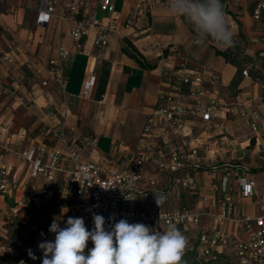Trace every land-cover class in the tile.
I'll return each mask as SVG.
<instances>
[{"label":"crops","instance_id":"crops-1","mask_svg":"<svg viewBox=\"0 0 264 264\" xmlns=\"http://www.w3.org/2000/svg\"><path fill=\"white\" fill-rule=\"evenodd\" d=\"M113 1L117 12L110 14L101 8L99 0H91L86 16L103 21L115 17L112 18L115 27L109 43L100 50L93 43L95 29H90L89 36L83 38L84 51L73 52L67 58L65 92L55 84L43 87L37 78L31 77L26 88L14 94L8 88H12L22 72L30 77L28 64L44 68L49 58L55 56L58 41L74 46L71 29L75 23L61 20L55 14L49 25L37 26L35 0L0 3V53L10 52L15 58L13 65L0 63V142L12 150L38 145L45 125L58 128L65 119L77 135L97 138L95 150L90 152L82 147V159L92 158L115 166L122 155L134 150L159 92L168 89L166 67L204 66L207 76L215 70L222 77V112L217 122L222 120L224 128L203 132L209 149L203 151L205 166L197 172L196 191L212 192L210 164L244 163L248 169L232 176L235 189H241L240 176L256 180L257 187L254 193L242 194L235 200L236 209L248 216L257 214L264 203V43L261 40L264 27L251 14L239 16L246 59H240L236 44L233 48L236 53L230 58L226 51V59L217 55L210 43L203 44L185 18L173 16L168 7L157 4L148 11L141 7L140 0ZM132 12L135 13L133 26L124 22ZM245 68L250 75H243ZM89 80L92 86L86 96L83 90ZM55 109L59 111L58 118L53 119L50 112ZM254 110L259 114L257 119L252 115ZM136 118L142 124L128 136L125 128ZM3 161L16 175L19 187L0 196V264H19V257L25 254L22 251L28 253V249L40 255L42 262L43 254L33 242L34 234L40 228L49 229L53 219L60 222L69 203L60 193L57 205L53 200L34 203L31 198L44 178L32 177L30 162L19 159L14 152L5 153ZM196 196V192H189L185 200L194 204ZM147 201L139 196L134 205L143 207ZM23 225H28L31 233ZM226 227L233 231V222H228ZM9 228H14L15 233L8 234ZM31 240L33 244H29Z\"/></svg>","mask_w":264,"mask_h":264},{"label":"built area","instance_id":"built-area-1","mask_svg":"<svg viewBox=\"0 0 264 264\" xmlns=\"http://www.w3.org/2000/svg\"><path fill=\"white\" fill-rule=\"evenodd\" d=\"M9 1L0 0V3ZM230 1L226 0V3L229 5ZM252 1L250 14L264 27V0ZM35 2L37 26L49 25L55 14L61 20L74 21L71 29L74 46L56 42L55 56L49 58L44 68L28 64L30 77L22 72L8 91L14 94L24 90L28 79L35 77L43 87L55 84L65 92L68 87L67 58L73 52L84 51L83 38L89 36L92 28L95 29L94 46L99 50L104 48L115 27V17L107 21L95 16L87 17L91 0ZM140 3L149 11L157 4L168 7L169 0H140ZM99 4L110 14L117 12L113 0H99ZM134 19L135 13L132 12L124 22L133 26ZM261 40L264 43V33ZM0 63L10 66L15 63V58L10 52H3L0 53ZM205 70L204 66L198 65L180 69L166 67L168 89L159 92L134 150L122 155L115 166L92 158L82 159V147L90 152L95 150L97 138L94 135H77L67 126L65 119L58 128L45 125L42 128L43 139L38 145L12 150L0 142V196H6L19 187L16 175L3 161L5 153L14 152L19 159L30 162L32 177L44 178L31 198L34 203L53 200L57 205L58 193L69 203L59 222L61 227L69 217H82L86 228L91 231L94 228L93 213L105 218L106 231L120 219L131 224L142 223L162 232L175 224L182 234L188 237L190 233L195 234L192 245L197 243L198 254L205 260L264 264V203L257 214L249 216L239 213L235 205L238 197L254 193L257 187L256 180L240 176L241 189H235L232 176L247 170L248 166L235 161L210 164L212 180L209 186L212 192L196 191L199 186L197 172L205 166L203 151L209 149L203 132L215 127L224 128L222 120L217 122L222 112V77L215 70L207 76ZM242 73L250 75L247 68ZM91 83L90 80L86 83L83 95L90 94ZM58 112V109L51 110L53 119L58 118ZM241 114L245 115V112L241 111ZM252 115L255 119L259 117L255 110ZM252 126L255 128V123ZM205 182L202 180L203 185ZM189 192H196L194 204L185 200ZM127 195L135 199L126 200ZM139 196L148 199L143 207L134 205ZM157 198L161 200L160 207L156 203ZM109 217H115V220ZM228 222H233V231L227 229ZM54 239V233L40 228L34 234L33 242L38 244L42 240ZM93 247L89 240L84 253ZM34 254L36 260L25 253L19 257L18 263L23 260L25 264H42L40 255Z\"/></svg>","mask_w":264,"mask_h":264},{"label":"clouds","instance_id":"clouds-1","mask_svg":"<svg viewBox=\"0 0 264 264\" xmlns=\"http://www.w3.org/2000/svg\"><path fill=\"white\" fill-rule=\"evenodd\" d=\"M168 11L192 24L199 40L211 37L224 48L234 46L222 0H169ZM125 199L135 198L127 195ZM156 203L160 207L161 200L157 198ZM92 218L91 231L82 217H69L64 227L53 219L48 231L55 234L54 241L38 243L43 254L42 264H181L188 241L175 224L162 232L120 219L106 231L102 215L93 213ZM109 219L115 220V217ZM89 240L94 247L85 255ZM27 252L30 259H37L31 249ZM20 264L25 262L21 260Z\"/></svg>","mask_w":264,"mask_h":264},{"label":"rangeland","instance_id":"rangeland-1","mask_svg":"<svg viewBox=\"0 0 264 264\" xmlns=\"http://www.w3.org/2000/svg\"><path fill=\"white\" fill-rule=\"evenodd\" d=\"M252 2H253L252 0H232V1H230V4L228 5V9L230 10V12H226L227 23L230 26V29L233 33L234 46H235V44L239 46V51L237 54L242 61L246 59V53H245L246 47H245L244 39L241 35V24H239V22L237 20L239 19V16L241 17V15H243L244 13H248L250 15ZM185 22H186V24L189 25L192 33H194V35H196V32H195L192 24H190L186 19H185ZM206 43L207 44L210 43V46H211V48L214 49V51H215V48H219V49L228 51L230 58L233 57V55H234L233 53H236V51L233 49L234 46L230 47V48H224L221 46V44L219 42L215 41L211 37L203 40V44H206ZM141 124H142V120L140 118H136L134 120H131L130 127L127 130L125 128L126 134L129 136V134H131L135 130H137L138 127L141 126ZM100 145L102 147L103 143H101ZM31 217L35 218V216H33V215ZM34 220L35 219H33V221ZM23 227L27 233H31V229H28V225H23ZM8 231H9L8 234L15 233L14 228H9ZM183 235L187 238V241H188V244L186 247V249H187L188 247H190L192 245L193 241L196 239L195 238L196 236L194 233H190L189 237L186 234H183ZM11 237H16V235H12ZM10 238H9V241H10ZM29 244H33L32 240ZM22 253H26V252L22 251ZM213 264H230V262H228L225 259H219L216 262H214Z\"/></svg>","mask_w":264,"mask_h":264},{"label":"trees","instance_id":"trees-1","mask_svg":"<svg viewBox=\"0 0 264 264\" xmlns=\"http://www.w3.org/2000/svg\"><path fill=\"white\" fill-rule=\"evenodd\" d=\"M222 3L224 5V11L225 12H230L228 9V4L226 3V0H222ZM215 53L217 55H222L223 58L225 57L228 59V53L225 50L215 48ZM197 243H194L192 246L188 247L184 251V255L182 256L181 264H213L219 259H209L205 260L201 258L198 254V249H197ZM89 252L84 253L85 255H88Z\"/></svg>","mask_w":264,"mask_h":264}]
</instances>
